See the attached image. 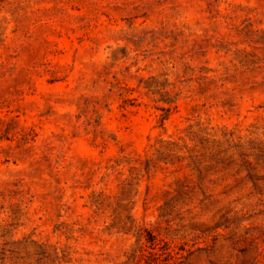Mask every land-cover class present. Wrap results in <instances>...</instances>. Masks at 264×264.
<instances>
[{
    "label": "rangeland",
    "instance_id": "rangeland-1",
    "mask_svg": "<svg viewBox=\"0 0 264 264\" xmlns=\"http://www.w3.org/2000/svg\"><path fill=\"white\" fill-rule=\"evenodd\" d=\"M0 264H264V0H0Z\"/></svg>",
    "mask_w": 264,
    "mask_h": 264
}]
</instances>
